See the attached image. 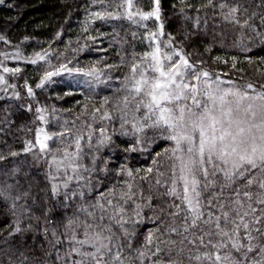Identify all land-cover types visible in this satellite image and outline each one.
<instances>
[{"label":"snow or ice","instance_id":"obj_1","mask_svg":"<svg viewBox=\"0 0 264 264\" xmlns=\"http://www.w3.org/2000/svg\"><path fill=\"white\" fill-rule=\"evenodd\" d=\"M126 3L130 9L132 0ZM154 3L152 12L140 15L142 20L161 19L160 0ZM208 3L211 5L212 0ZM218 7L227 8L222 19L228 24L248 30L253 38L264 39V33L257 31L252 22L256 13H248L239 3L232 6L221 3ZM95 15L104 19L100 13ZM133 15L129 12V19ZM259 19L264 24V15ZM159 28L163 35L164 24ZM247 38V34L240 37L241 42ZM166 47L171 48V43ZM173 56L178 59L174 60ZM149 59L150 64L147 63ZM71 71L67 65H61L54 72H47L37 87H43L53 76ZM94 74L95 69L84 73ZM127 79L131 82L126 87L127 94L116 105V110L121 112V127L131 124L137 133L155 129L172 142L171 148L157 153L158 156L166 155V164L155 169L149 167L146 169L149 175L139 177L148 183V194L129 181L124 182L123 188L114 185L99 191V181L94 184L92 176L97 169L80 162L84 154L81 146L84 134L72 133L69 128L51 135L46 133L44 142L38 135L36 144L40 152L51 154L53 150L46 141L54 137L67 138L72 133L61 155L51 156L49 167L54 168L56 174H49L50 188L46 196L62 197L58 207L68 208V201L74 198L80 203L67 223L57 222L51 230L41 223L42 218L51 223L48 218L51 209L43 208L41 215L36 216L27 203L21 205V213L28 214L27 218L34 219L36 224L29 223L25 228L18 222L9 225L12 231L8 237L20 238L0 240V245H9L12 256L19 253V264H26L29 257L24 253L34 252L40 243L51 244L56 250L55 258L64 259L65 264L73 255L79 259L72 264H145V261L149 264H185V261L188 264H264V92L249 95L239 89H223L220 85L224 81L218 76L213 78L211 73L196 69L180 52H162L159 44L142 63L131 64ZM247 88L253 85L248 84ZM28 91L33 94L31 88ZM100 119L111 120L112 116L105 112ZM87 127L91 128V124ZM99 132L104 135L106 129H99ZM110 139L105 136L99 143ZM87 143L91 144V136ZM35 146L28 142L24 151L31 152ZM10 155L15 157L20 153L13 151ZM6 159L8 157L0 154V162ZM18 171V168L12 169V175ZM0 175L8 173L0 169ZM127 176L133 181L136 179L131 170H127ZM74 181L76 189L70 188ZM26 182L28 189L12 197L14 201L29 196L33 184ZM13 187L15 185L7 184L0 187V197L8 199L11 195L8 190ZM94 190L97 192L95 198L86 200V193L91 195ZM32 203H36L35 197ZM145 209L152 213L147 220L154 228L147 230L143 241L134 247L132 241L137 225L145 223ZM61 227L64 240L70 245L64 257L59 255L58 247L64 243L58 231ZM36 236H42V241L36 240ZM3 251L0 247V252ZM256 253H260V260L253 259Z\"/></svg>","mask_w":264,"mask_h":264},{"label":"trees","instance_id":"obj_2","mask_svg":"<svg viewBox=\"0 0 264 264\" xmlns=\"http://www.w3.org/2000/svg\"><path fill=\"white\" fill-rule=\"evenodd\" d=\"M221 3L229 6L239 3L248 13H256L252 22L257 31L264 33V24L259 19L264 15L262 0H212L211 5L208 0H160V22L155 17L147 20L140 18L141 14L155 9L154 0H132L130 9L126 0H3L0 3V38L28 57L47 54L44 62L26 66L33 102L50 114L47 125L50 133L70 128L72 133L85 135L81 141L84 150L81 163L97 169L92 176L94 184L99 181V191H106L114 185L123 188L124 182L129 181L141 186L147 195L148 183L139 177L149 175L146 172L149 167L155 169L166 164V155L158 156L157 153L171 148L172 142L164 139L155 129L137 133L131 124L121 127V112L116 110L118 101L127 94L126 87L131 83L127 79L131 64L142 63L143 58L156 47L159 23L164 24L163 40L172 39L173 46L184 52L193 64L213 75L219 74L241 84L250 83L264 90V39L253 38L248 30H240L224 21L222 17L227 8L218 7ZM129 12L134 14L131 19ZM96 13L102 14L104 19H99ZM151 33L157 35L152 37ZM245 34L248 38L241 42L240 37ZM61 65H67L72 71L90 72L95 69V73L108 79L112 85L75 89L54 79L53 84L37 87L47 72H54ZM97 108L100 112H95ZM105 112L112 116L111 120L100 119L101 113ZM32 116L20 102L0 95V154L8 157L0 162V169L8 173L7 176L0 175V187L15 185L8 190L11 194L8 199L0 197V232L3 233L0 240L8 238L16 241L20 238L8 237L12 231L9 225L18 222L21 228H25L29 223L36 224L34 219L27 218L28 214L21 213L20 206L25 203L31 206L36 216L41 215L43 208L51 209L48 212L51 223L43 218L41 220L51 229L57 222L67 223L80 203L74 198L68 201V208L58 207L62 197L46 196L50 188L47 172L44 168H37L24 151L33 136ZM88 124L91 128L87 127ZM99 129H106L104 135ZM72 133H69L68 141ZM88 136H91L90 145L87 143ZM105 136L111 137L110 141L100 144ZM61 139L56 137L53 141ZM137 140L140 143L137 144ZM133 147L135 151L128 150ZM13 151L20 155L12 157L10 153ZM14 168L19 171L13 176L11 170ZM127 170L136 176L134 181L127 176ZM26 181L33 184L29 196L14 201L12 197L28 189ZM70 188H77L75 181ZM163 190L160 189L161 192ZM96 195L94 190L91 195L86 193L85 199H93ZM32 197L36 199L35 204ZM145 213V223L137 225L132 241L134 247L143 241L147 230L154 228L147 220L152 213L147 209ZM58 231L64 240V229L61 227ZM35 239L42 241L43 237L36 236ZM63 245L70 248L68 241L59 245L61 257H64ZM0 247L4 249L0 252V264H19V253L12 256L9 245ZM24 254L29 257L26 264H60L51 244H37L34 252L26 251ZM253 259L260 260V253H256ZM74 260H77L75 255L68 264ZM62 262L65 264L64 259ZM145 264L149 262L145 261ZM185 264L188 262L185 261Z\"/></svg>","mask_w":264,"mask_h":264},{"label":"rangeland","instance_id":"obj_3","mask_svg":"<svg viewBox=\"0 0 264 264\" xmlns=\"http://www.w3.org/2000/svg\"><path fill=\"white\" fill-rule=\"evenodd\" d=\"M164 37H165L164 29H163V35H160V28H159L156 45L157 44L160 45L162 52H169V53L180 52L181 56L186 57L189 60V62L192 63L184 52H181L180 50H178L173 46L172 39L165 40L166 41L165 42L163 40ZM169 43H171L172 45L171 48L166 47V45H168ZM39 56H43L44 59L42 60L39 59L38 55L28 57L24 55L22 52H20L18 49L9 46L0 38V78H2V80H0V95L8 99H12L20 102L33 115L32 118H33L34 129H33V136L30 142L36 146L33 148L31 152H25V153L37 168H44L46 170L48 176V183H49V174H56L54 168L49 167L51 163V156L56 155L57 157H59L61 155V150L67 148L69 141L68 138L66 140L65 137H61L62 139L60 141L58 140L53 141L54 139H56V137H54L52 140L46 141L49 147L53 150L51 154L41 153L39 150V145L36 144L38 135L40 140L44 142V135L46 133L49 135L52 134L48 131V127H47L48 123L50 122L49 120L50 114L41 105H38V103L36 104L33 102L34 96L33 94L30 95L28 91L30 87L26 77V66L36 65L37 63L44 62L47 59L46 53L39 54ZM173 59L177 60L178 58L173 56ZM32 61H36V62L32 63ZM147 63L150 64L151 60L149 59ZM195 67L196 69H199L201 71H207L198 65H195ZM5 69H8V71H5ZM16 69H19V71H15ZM84 73L86 72H81V71L62 72L60 75L53 76L52 79L50 81H47L46 83L53 84L55 83L54 79H58L56 81H59L61 84L71 85L75 89H80L81 87L94 89L101 87L103 85H107L108 87L112 85V83L108 79L103 78V76L101 77L97 73H95L92 76L84 75ZM217 76L220 78V80L224 81V83L220 85V87L223 89H232V90L239 89L241 91H247L249 95H255L256 92H264L263 89L257 88L255 85H253V88L249 89L247 88V85L250 83L241 84L240 82L237 81L235 82L234 80L228 79L227 77H224L219 74H214L213 78ZM38 108L41 109L42 111L37 112L36 109ZM41 116L44 117L43 120L40 119ZM72 150H74V148L69 149V151ZM53 182L60 183V181H53ZM48 228L49 230H51L50 227ZM64 242L67 243V241ZM67 250L68 248H66V246L63 245L62 256L65 255V252ZM77 259H79V257H77ZM56 260L59 261L60 264H63L62 259H56Z\"/></svg>","mask_w":264,"mask_h":264}]
</instances>
